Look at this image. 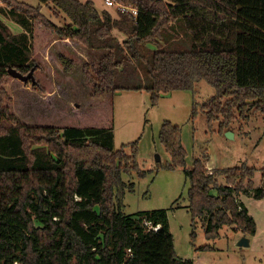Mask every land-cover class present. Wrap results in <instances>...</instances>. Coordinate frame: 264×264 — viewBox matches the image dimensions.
<instances>
[{"label":"trees","instance_id":"1","mask_svg":"<svg viewBox=\"0 0 264 264\" xmlns=\"http://www.w3.org/2000/svg\"><path fill=\"white\" fill-rule=\"evenodd\" d=\"M3 1L10 7H0V14L23 30L13 34L0 19V264H194L176 253L168 210H123V193L134 182L122 173L146 171L137 161V141L114 148V97L145 90L157 105L163 94L193 93L203 78L216 92L202 110L209 125L222 118L224 133L236 117L264 106V0H122L137 16L99 11L93 0H40L67 16L63 26L41 6ZM180 30L191 39L185 49L176 42ZM46 42L74 45L75 54L56 58L67 74L87 60L77 46L90 57L82 64L85 94L47 103L68 119L60 125L27 124L5 104L8 68L22 74L41 69L34 53ZM26 83L36 93L56 95L37 80ZM196 113L194 105L192 117ZM159 141L171 156L165 166L183 168L190 182L195 227L200 220L209 239L225 225L246 237L256 233L255 219L237 197H264V168L257 187V169L246 163L209 172L196 158L187 168L182 128L170 120L163 121Z\"/></svg>","mask_w":264,"mask_h":264},{"label":"rangeland","instance_id":"2","mask_svg":"<svg viewBox=\"0 0 264 264\" xmlns=\"http://www.w3.org/2000/svg\"><path fill=\"white\" fill-rule=\"evenodd\" d=\"M16 1L34 7L41 6V11L59 26L70 22L52 2ZM93 1L99 11L108 9L117 16L116 8L106 6L104 0ZM0 7L9 8L10 6L0 0ZM0 19L9 26L13 34L22 32V27L10 17L0 14ZM115 34L123 39L119 31ZM190 40V36L185 31H179L177 45H182L180 47L185 49L189 46ZM49 43H43L35 50L34 55L38 61H41V69H34V76L47 92H55V97L52 96L53 94L49 96L43 92H34L31 83H25L11 74L5 79V86L9 90L8 98L10 96L5 104L22 122L27 124L59 122L57 125H60L66 122L68 119L60 116L55 109L50 110L47 103L55 104L59 99L58 96L62 103L69 101L74 96V92L80 96L85 94L81 87L85 79L82 73L85 65L82 64L89 62V52L81 48V45L77 46L78 49L81 48L77 51L87 55V60L81 57L83 61H80V65H76L73 73L67 74L63 66L57 64L56 58L59 53L68 52V50L72 53L76 52L74 45ZM149 45L153 49L157 47L156 44ZM47 54L50 61L45 59ZM215 92V88L201 78L197 81L193 93L190 90H175L163 94L157 105H152L151 95L145 90L123 91L114 97V148L119 149L122 145L137 141V161L140 168L146 171L145 176H139L134 171L122 173L124 181L134 182L133 188L125 189L123 193V210L127 214L156 209L168 210L176 253L180 258L192 260L194 264H264V197L261 199L249 195L237 197L240 203L243 202L246 205L257 224L256 233L247 236L250 241L248 245H239L238 242L244 235L228 225L221 228L218 237L209 239L205 235L200 220L196 222V227L193 224V216L189 210L190 182L183 168L170 169L165 166L171 161V156L159 141V132L163 121L170 120L182 128V141L187 150V168L193 166L196 158L203 160L209 172L246 163L257 169L253 178L255 186L262 184L264 106L261 109L253 107L245 118L236 117L230 127L221 133L222 118L209 125L202 110V104ZM194 105L197 107V113L195 117H192ZM229 130L234 133V137L227 136ZM131 151V146H127L126 152L131 153ZM158 156L160 159H157ZM219 181L225 184V176H219ZM193 231L196 232L195 237H193Z\"/></svg>","mask_w":264,"mask_h":264},{"label":"water","instance_id":"3","mask_svg":"<svg viewBox=\"0 0 264 264\" xmlns=\"http://www.w3.org/2000/svg\"><path fill=\"white\" fill-rule=\"evenodd\" d=\"M34 69L33 68L28 74H22L20 71H18L16 68L13 67H9V73L15 77V78H19L20 80L24 81L25 83L28 81H32V83L36 82L35 76H34ZM227 136L229 137H234V133L232 131H227ZM157 159H160V157L158 156ZM249 239L247 237H242V239L238 242L239 245H248L249 244Z\"/></svg>","mask_w":264,"mask_h":264},{"label":"built area","instance_id":"4","mask_svg":"<svg viewBox=\"0 0 264 264\" xmlns=\"http://www.w3.org/2000/svg\"><path fill=\"white\" fill-rule=\"evenodd\" d=\"M106 6L108 7H115L117 11H121L123 13H130L133 16H137L138 14V9L134 6H130L125 4L122 0H104ZM212 172V171H210ZM147 225H149L150 228L154 229V230H158L161 225L158 224L156 226H153L151 223L147 222Z\"/></svg>","mask_w":264,"mask_h":264},{"label":"crops","instance_id":"5","mask_svg":"<svg viewBox=\"0 0 264 264\" xmlns=\"http://www.w3.org/2000/svg\"><path fill=\"white\" fill-rule=\"evenodd\" d=\"M123 92V91H122ZM119 93H121V92H118L115 96H117ZM241 202H242V200H241ZM243 203V202H242ZM244 204V203H243ZM245 205V204H244Z\"/></svg>","mask_w":264,"mask_h":264}]
</instances>
